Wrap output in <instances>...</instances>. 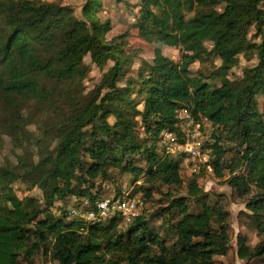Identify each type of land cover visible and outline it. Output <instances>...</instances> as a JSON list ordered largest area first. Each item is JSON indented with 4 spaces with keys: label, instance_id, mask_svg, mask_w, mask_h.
Wrapping results in <instances>:
<instances>
[{
    "label": "trees",
    "instance_id": "1",
    "mask_svg": "<svg viewBox=\"0 0 264 264\" xmlns=\"http://www.w3.org/2000/svg\"><path fill=\"white\" fill-rule=\"evenodd\" d=\"M96 1L83 6L81 20L69 6L54 2L0 0V30L6 32L0 40V99L8 109L15 106L16 97L50 100L45 77L63 85L57 97L69 111L54 155L38 162L47 166L40 187L60 202L58 217L36 220L26 207L30 199L19 198L13 190L15 177L0 169V264H24L21 258L32 264L38 251L56 264H214L212 256L225 254L230 241L226 214L208 201L195 180L188 183L187 192L191 198L201 196L200 211L192 212L187 198L170 194L161 209L170 217L166 222L172 242L150 231L142 213L120 232L117 218L87 223L70 217L68 208L80 206L83 198L93 205L105 196L95 183L106 178L107 163L151 185L179 186L183 160L165 152L161 134L179 132L177 112L186 108L196 121L206 119L235 136L237 154L226 165L221 138L212 135L209 164L221 178L227 169L225 182L235 196L253 191L245 208L257 233L264 232V114L256 106V96L264 106V0H140L145 39L183 52L179 62L166 56L143 62L137 84L124 87L117 85L120 70L131 61L122 48L105 41V28L94 14ZM34 44L53 50L41 60L33 53ZM246 52H252L257 63L245 71L240 88L223 74L221 84L211 88L201 74L190 73L191 63L208 57L219 59V69L226 72ZM86 55L99 69L109 61L113 64L83 103L73 84L86 74ZM135 158L144 166H135ZM73 182L79 185L75 192ZM139 189L142 199L150 197L149 188ZM72 195L76 201L70 200ZM67 200L68 207H63ZM237 256L264 264V240L250 247L238 235Z\"/></svg>",
    "mask_w": 264,
    "mask_h": 264
},
{
    "label": "rangeland",
    "instance_id": "2",
    "mask_svg": "<svg viewBox=\"0 0 264 264\" xmlns=\"http://www.w3.org/2000/svg\"><path fill=\"white\" fill-rule=\"evenodd\" d=\"M38 2H54L58 5L69 6L72 14L76 19H83V6L88 0H35ZM94 14L99 24L105 28L104 39L111 45L122 48L125 55L128 56L131 64L124 66L120 70V78L117 85L126 86L130 82L137 84L138 68L144 63H151L157 56H166L174 62H179L182 50L165 44L160 40L147 41L144 36L145 24L139 18L140 0H97L95 2ZM264 8V2L261 3ZM222 9V5L216 6ZM2 15L0 14V22ZM89 25V23L87 22ZM253 32H249L248 37ZM6 32L0 30V40ZM207 48L211 47L210 43H206ZM52 48L34 44L33 53L38 55L39 59L44 60L52 52ZM85 64V76L77 79L73 84L75 92L80 96L83 103L91 97L95 92V87L102 78L103 73L113 63L109 61L103 69H99L86 55L83 59ZM257 60L252 52H246L239 55L238 65L224 72L219 69L220 60L208 57L203 61H195L190 64L189 70L191 74H201L204 81L210 84V87L219 86L221 79L219 76L223 74L236 88H240V80L249 68L253 67ZM42 82L47 90L52 92L50 100L43 99H24L15 98V106L8 109L4 102L0 99V169L6 170L15 177L12 183L13 190L19 198H26L27 209L35 217L36 220L43 219L47 216L51 218L58 217V209L60 202L50 198L44 189L40 187L47 171L46 165H38L40 158L52 156L55 153L61 124L68 114L67 105L62 103L57 96L61 92L62 84L42 78ZM65 87V86H64ZM58 98V99H57ZM135 98L140 99L137 95ZM57 99V100H56ZM52 101V102H51ZM256 106L264 114L263 99L256 96ZM64 108V112L61 108ZM141 108V104L138 106ZM184 109V108H183ZM185 110H187L185 108ZM189 111V110H188ZM190 112V111H189ZM137 119V118H133ZM110 122H114L109 117ZM204 129L212 135L215 133L220 136L221 144L225 148L224 163L229 164L231 158L237 154L236 138L223 128H216L208 121H205ZM87 127L86 129H88ZM175 158H182L176 156ZM126 158L123 160L125 162ZM135 166L141 168L144 162L140 159H133ZM107 176L101 180H96L95 186L100 185V195L119 194L120 192L136 188L137 191L144 193L139 186L149 188L150 197H143L144 208L142 215L146 221L149 230L163 235L169 242L174 240L172 230L167 226V217L161 209L168 205L170 201L169 195L174 197H185L192 212L200 211L201 196L191 198L187 192L188 183L195 180L201 187V190L208 195L207 199L211 204H216L222 213L226 214L228 223V232L230 241L225 246L226 253L223 255L212 256L214 264H259L258 260L247 262L237 256V236L241 235L246 239V243L252 247L259 241L264 240V232L258 234L252 226V218L250 212L245 208V203L252 195L251 191L244 197H237L233 194L231 188L225 182L228 177L227 169L225 176L218 177L212 171L204 168L199 174H190L182 163L180 175L182 183L179 186H166L160 183L154 185L143 181L142 177H134L128 172L120 171L116 166L107 163ZM79 185L72 183L71 192H75ZM96 189V188H95ZM70 197V196H69ZM74 195L70 200H74ZM55 201V202H54ZM67 204L63 207H68ZM62 210V207L60 208ZM158 213V214H157ZM128 224L120 221L119 231L126 230ZM217 224L214 222V227ZM32 228V225L29 226ZM166 230V231H165ZM109 256L106 257L108 259ZM22 263L26 264L22 260ZM32 264H56L51 261L49 255L38 251L32 258Z\"/></svg>",
    "mask_w": 264,
    "mask_h": 264
},
{
    "label": "built area",
    "instance_id": "3",
    "mask_svg": "<svg viewBox=\"0 0 264 264\" xmlns=\"http://www.w3.org/2000/svg\"><path fill=\"white\" fill-rule=\"evenodd\" d=\"M179 132L163 131L161 145L171 157H182L183 164L190 174H197L202 168L212 171L209 164L211 135L204 129L206 119L196 121L193 115L181 109L177 112ZM129 188L120 195H105L94 200L91 205L87 198H83L80 206L71 205L68 208L70 217L79 218L87 223H106L117 218L124 224H131L141 215L144 208L142 193L133 192ZM73 201H76L74 198ZM86 206V209H82Z\"/></svg>",
    "mask_w": 264,
    "mask_h": 264
}]
</instances>
